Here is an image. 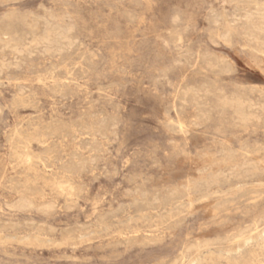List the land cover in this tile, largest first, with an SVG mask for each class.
Returning <instances> with one entry per match:
<instances>
[{"label":"rangeland","instance_id":"374dc122","mask_svg":"<svg viewBox=\"0 0 264 264\" xmlns=\"http://www.w3.org/2000/svg\"><path fill=\"white\" fill-rule=\"evenodd\" d=\"M263 11L0 0V264H264Z\"/></svg>","mask_w":264,"mask_h":264},{"label":"bare ground","instance_id":"6f19581e","mask_svg":"<svg viewBox=\"0 0 264 264\" xmlns=\"http://www.w3.org/2000/svg\"><path fill=\"white\" fill-rule=\"evenodd\" d=\"M256 13V12H255ZM253 14V13H252ZM10 15V14H9ZM52 15V14H51ZM246 15V14H245ZM255 15V14H254ZM257 15V14H256ZM260 17H262L263 18V20H264V11L263 12H261L260 14ZM250 16V15H249ZM252 16V15H251ZM258 17L259 16H257V19H258ZM55 19V18H54ZM63 19V18H62ZM246 19V18H245ZM253 20V19H252ZM46 22V21H45ZM235 22V21H234ZM250 22V21H249ZM31 23V22H30ZM16 24V23H15ZM26 24V26H27V24H28V22L27 23H25ZM45 24V23H44ZM48 24V23H47ZM55 24V23H54ZM60 24V23H59ZM250 24V23H249ZM253 24V23H252ZM251 24V25H252ZM263 24V23H262ZM18 25V24H17ZM52 25V24H51ZM63 25V24H62ZM46 26H49V25H46ZM54 26V25H53ZM57 26V25H56ZM70 26V25H69ZM253 26V25H252ZM255 26V25H254ZM256 26H257V24H256ZM23 27V26H22ZM29 27V26H28ZM59 27H61V25L59 26ZM65 27V26H64ZM68 27V26H67ZM26 28V27H25ZM37 28V27H36ZM35 28V29H36ZM257 28V27H256ZM255 28V29H256ZM22 29V28H21ZM21 29H20V31H21ZM51 29V28H50ZM66 29V28H65ZM71 29V28H70ZM73 29V28H72ZM230 29V28H229ZM228 29V30H229ZM44 30V29H43ZM43 30H42V32H43ZM52 30V29H51ZM54 31H56V29H53ZM62 30V29H61ZM256 30H258V28L256 29ZM45 31V30H44ZM65 31V30H64ZM217 31V30H216ZM260 31V30H259ZM41 32V33H42ZM61 32V31H60ZM63 32V31H62ZM65 32H67V31H65ZM64 32V33H65ZM228 32V31H227ZM55 33V32H54ZM229 33V32H228ZM58 34H59V32H58ZM214 34V33H213ZM263 34V33H262ZM47 35V32L45 33V37L43 38V39H45V42H47L48 40V38L46 39V36ZM52 35V34H51ZM264 35V34H263ZM53 36V35H52ZM61 36H62V34H61ZM48 37H49V34H48ZM55 37V36H54ZM32 39V38H31ZM39 39V38H38ZM179 39V38H178ZM30 40V39H29ZM52 40V39H51ZM58 40V39H57ZM16 41H17V33H16V31L13 29V28H9L7 31H5V32H0V42H2V43H4V44H9L10 42H13L14 43V46L16 45ZM31 41H33V40H31ZM53 41H54V39H53ZM57 42V41H56ZM50 43V42H49ZM32 44V43H31ZM26 45V44H25ZM4 47H5V45H4ZM77 47V46H76ZM2 48V47H1ZM20 49V48H19ZM29 49V48H28ZM249 49V48H248ZM13 50H14V48H13ZM21 50V49H20ZM27 50V49H26ZM66 50V49H65ZM15 51V50H14ZM77 51V50H76ZM260 53L262 54V55H264V51L263 50H260ZM261 56V55H260ZM261 58V57H260ZM1 61V60H0ZM3 62V61H2ZM225 62V61H224ZM259 63V62H258ZM256 64V63H255ZM258 65V64H257ZM1 66V65H0ZM217 67V66H216ZM1 68V67H0ZM59 81V80H58ZM75 82V81H74ZM54 83V82H53ZM62 83V82H61ZM67 84V83H66ZM63 85V84H62ZM79 87H81V86H79ZM60 88H62V87H60ZM65 88V87H64ZM67 88V87H66ZM201 88V87H200ZM204 88V87H203ZM205 89V88H204ZM218 89V88H217ZM178 90V89H177ZM186 90H190V89H186ZM181 91V90H180ZM185 91V90H184ZM192 91H194V90H192ZM207 90H205V92H206ZM216 91V90H215ZM188 92V91H187ZM190 92V91H189ZM199 92V91H198ZM204 93V92H203ZM202 93V94H203ZM180 94H182V93H180ZM192 94H195L194 92L192 93ZM216 94V93H215ZM182 96L184 97V95L182 94ZM182 97V98H183ZM224 97V96H223ZM232 97V96H231ZM235 97V96H234ZM237 97V96H236ZM197 98H199V97H197ZM233 98V97H232ZM224 99V98H223ZM226 99H228L229 101H227V102H230L231 100V98L229 99V98H226ZM238 100H239V97L237 98ZM236 98L234 99V100H236V101H233L234 102V105H235V102H238V104H237V108H236V110H237V112L239 113V119H240V117H241V122H242V118H244V117H246V120H247V116H249L248 114H245V113H247V112H244V110H243V107L241 106V101H238ZM242 98H240V100H241ZM179 100H181V99H179ZM218 100V99H217ZM220 100V99H219ZM218 100V101H219ZM225 100V99H224ZM201 101V100H200ZM183 102V101H182ZM220 102H222V100L220 101ZM241 104H240V103ZM250 102V101H249ZM19 103H21V102H19ZM247 103V102H246ZM251 103V102H250ZM243 104H244V102H243ZM242 104V105H243ZM248 104V103H247ZM221 105V104H220ZM222 105H223V103H222ZM252 105H253V103H252ZM255 105V104H254ZM253 105V106H254ZM223 106H226V103H225V105H223ZM230 106V105H229ZM249 106V105H248ZM232 107V106H231ZM235 107V106H234ZM250 107H251V105H250ZM255 107V106H254ZM230 108V107H229ZM259 108V107H258ZM232 109H234V108H232ZM248 109H249V107H248ZM255 110V109H254ZM257 111V110H256ZM262 111V110H261ZM253 113V112H252ZM255 113V112H254ZM253 113V114H254ZM98 114V113H97ZM236 114V113H235ZM256 114V113H255ZM263 114V113H262ZM49 115V114H48ZM245 115H247V116H245ZM250 115H252L251 114V112H250ZM236 116L238 117V115L236 114ZM235 116V117H236ZM253 116V115H252ZM251 116V117H252ZM256 116H258V115H256ZM62 117V116H61ZM102 117V116H101ZM234 117V118H235ZM253 119H254V117H252ZM257 119V118H256ZM259 119V118H258ZM236 120V119H235ZM248 120H250V119H248ZM248 120L246 121V122H248ZM243 121H245V120H243ZM254 121H257V120H254ZM91 122V121H90ZM102 122V121H101ZM194 122V121H193ZM234 122V121H233ZM238 122V121H237ZM38 123V122H37ZM89 123V122H88ZM92 123V122H91ZM179 123V122H178ZM182 123V122H181ZM235 124H236V122H234ZM239 123H240V120H239ZM31 124V123H30ZM36 124V123H35ZM245 124V123H244ZM248 124H250V122H248ZM252 124V123H251ZM258 124V123H257ZM37 125V124H36ZM90 126H91V124H89ZM96 125V124H95ZM180 125V124H179ZM237 125V124H236ZM241 125H242V123H241ZM62 126V125H61ZM60 126V127H61ZM244 126V125H243ZM242 126V127H243ZM251 126V125H250ZM41 127V126H40ZM64 127V126H63ZM87 127H89L88 125H87ZM87 127H86V129H87ZM92 127V126H91ZM181 127V126H180ZM245 127V126H244ZM25 128V127H24ZM32 129H33V127H31ZM35 128V127H34ZM246 128H247V125H246ZM17 129V128H16ZM35 130V129H34ZM36 130H37V128H36ZM42 130V129H41ZM49 130V129H48ZM88 130H89V128H88ZM92 130V129H91ZM184 130V129H183ZM40 131V130H39ZM52 131V130H51ZM20 132V131H19ZM18 132V133H19ZM94 132V131H93ZM12 133H14V132H12ZM11 133V134H12ZM17 133V132H16ZM21 133V132H20ZM28 133H30V132H28ZM32 133V132H31ZM35 133V132H34ZM39 133H41V132H39ZM48 133V132H47ZM23 134V133H22ZM21 134V135H22ZM33 134V133H32ZM16 135V134H15ZM19 135V134H18ZM17 135V136H18ZM20 135V136H21ZM27 135H29V134H27ZM41 135H43V134H41ZM23 136V135H22ZM34 136H36V135H34ZM44 136V135H43ZM29 137H30V135H29ZM38 137V136H37ZM42 137V136H41ZM26 138H28V137H26ZM25 138V139H26ZM31 138V137H30ZM29 138V139H30ZM49 138V137H48ZM41 139H43V138H41ZM75 139V138H74ZM44 140V139H43ZM46 140V139H45ZM49 140V139H48ZM50 140H51V137H50ZM17 141V140H16ZM21 141V140H20ZM19 142V141H18ZM44 142H46V141H44ZM48 142V141H47ZM63 143V142H62ZM18 144V143H17ZM16 144V145H17ZM29 144H30V141H29ZM45 144V143H44ZM47 144V143H46ZM20 145V144H19ZM21 145H23L24 146V144H21ZM255 145V144H254ZM42 146V145H41ZM47 146H49V145H47ZM229 146V145H228ZM221 147V146H220ZM230 147V146H229ZM241 147V146H240ZM239 147V148H240ZM17 148V147H16ZM23 148H25V147H23ZM30 148V147H29ZM242 148V147H241ZM230 149V148H229ZM238 149V148H237ZM243 149V148H242ZM20 150H21V148H20ZM81 150V149H80ZM224 150V149H223ZM222 150V151H223ZM241 150V149H240ZM19 151V150H18ZM31 151V150H30ZM30 151H28V149H27V147H26V149L25 150H22V151H19V152H21V154H22V158H23V160H26V163L29 165V163L31 162H27V161H29V160H31V154L33 153V152H31V154H30ZM233 151V150H232ZM16 152V151H15ZM18 152V155H20L21 156V154ZM92 152V151H91ZM227 153H229V152H227ZM235 153H236V151H235ZM255 153H257L256 151H255ZM43 153H41L40 155H42ZM46 154H47V152H46ZM246 154V153H245ZM262 154H264V153H262ZM34 155V154H33ZM44 155V154H43ZM57 155V154H56ZM92 155V154H91ZM208 155V154H207ZM211 155V154H210ZM225 155V154H224ZM251 154H249V156H250ZM253 155V154H252ZM34 156H36L37 157V154H35ZM39 157V156H38ZM47 157V156H46ZM207 157V156H206ZM209 157V156H208ZM230 157V156H229ZM18 158H20V157H18ZM48 158V157H47ZM58 158H60L59 156H58ZM90 158V157H89ZM250 158V157H249ZM35 159V158H34ZM37 159V158H36ZM35 159V160H36ZM39 159L40 158H38V161H39ZM49 159H51L50 157H49ZM55 159H57V158H55ZM76 159V158H75ZM206 159V158H205ZM208 159H210V158H208ZM223 159V158H222ZM228 159V158H227ZM234 159H236V157L234 158ZM248 159V157L246 158V160ZM262 159H263V157H262ZM32 160H33V158H32ZM79 160V159H78ZM213 160H214V158H213ZM218 160V159H217ZM216 160V161H217ZM229 160H230V158L228 159V161L227 162H229ZM264 160V159H263ZM37 161V162H38ZM49 160L47 159V162H48ZM64 161V160H63ZM210 161H212V159H210ZM222 161V160H221ZM237 161V160H236ZM236 161H235V164L237 165V163H239V162H241L240 160H238V162L236 163ZM243 161V160H242ZM35 162V161H34ZM213 162H215V160L213 161ZM233 162V164H234V160L232 161ZM245 162H247V161H245ZM253 162V161H252ZM7 163V162H6ZM17 163V162H16ZM22 163V162H21ZM33 163V162H32ZM32 163H30V164H32ZM75 163V162H74ZM210 163V162H209ZM212 163V162H211ZM216 163V162H215ZM222 163V162H221ZM243 163V162H242ZM248 163V162H247ZM251 163V162H250ZM18 164V163H17ZM43 164V163H42ZM91 164V163H90ZM213 164V163H212ZM217 165L219 164V165H223V164H220V163H216ZM216 164H213L214 165V167H215V165ZM229 164H230V162H229ZM233 164L231 163V165L233 166ZM249 164V163H248ZM32 165H34V164H32ZM30 166L31 167V169L33 168V166ZM216 165V166H217ZM247 165V164H246ZM253 165H256L255 163L253 164ZM207 166V165H206ZM229 166V165H228ZM43 167H45V166H43ZM220 167V166H219ZM231 167V166H230ZM239 167V166H238ZM237 167V168H238ZM245 167H247V166H245ZM255 167V166H254ZM253 167V168H254ZM260 167V166H259ZM28 168V167H27ZM229 168V167H228ZM231 168H233V167H231ZM30 168H29V170H31ZM230 169V168H229ZM243 169V168H242ZM241 169V170H242ZM246 169H250V168H246ZM255 169L256 170H258L256 167H255ZM254 169V170H255ZM33 171H34V169H32ZM59 171H61L60 169H58ZM211 170V169H210ZM209 169H208V171H210ZM231 170V169H230ZM229 170V171H230ZM243 170H245V169H243ZM254 170H251V172L252 171H254ZM262 170V169H261ZM5 171V170H4ZM38 171V170H37ZM45 171V170H44ZM53 171V170H52ZM72 171V170H71ZM247 171V170H246ZM245 171V172H246ZM218 172V171H217ZM220 172H222V171H220ZM34 173H35V171H34ZM41 173H43V172H41ZM225 173V172H224ZM55 174H57V173H55ZM62 174H63V171H62ZM61 174V175H62ZM67 174V173H66ZM70 174V173H69ZM218 174H222V173H218ZM231 174V173H230ZM33 175V174H32ZM200 175V174H199ZM201 175H203V173L201 174ZM204 175H205V173H204ZM239 175V174H238ZM39 176V175H38ZM42 176V175H41ZM44 176H45V174H44ZM53 176H55V175H53ZM216 176H218V175H216ZM228 176V175H227ZM33 177V176H32ZM46 178H48V176H45ZM225 177V176H224ZM262 177V176H261ZM6 178V177H5ZM38 178V177H37ZM50 178V177H49ZM195 178H197V177H195ZM194 178V179H195ZM210 178V177H209ZM222 178H223V176H222ZM227 178V177H226ZM241 178V177H240ZM44 179V178H43ZM54 180H55V177L53 178ZM57 179V178H56ZM190 179V178H189ZM199 179H200V176H199ZM205 179V178H204ZM207 179H208V177H207ZM51 178H50V182H51ZM193 180V179H192ZM213 180V179H212ZM250 180V179H249ZM257 180V179H256ZM43 181H45V180H43ZM48 181V180H47ZM57 181V180H56ZM201 181V180H200ZM187 182V181H186ZM189 182V181H188ZM199 182V181H198ZM260 182H262V181H260ZM52 183H53V181H52ZM54 184V183H53ZM52 184V185H53ZM179 184V183H178ZM182 184V183H181ZM184 184H185V182H184ZM192 184L193 183H188V185L189 186H187V187H191L192 186ZM31 185V184H30ZM57 186H58V184H57ZM68 186V185H67ZM70 186V185H69ZM139 186V185H138ZM176 186V185H175ZM185 186V185H184ZM172 187V186H171ZM178 187V186H177ZM39 188V187H38ZM69 188V187H68ZM183 188H186V187H183ZM171 189H173V187L171 188ZM189 189V188H188ZM34 190V189H33ZM61 190V189H60ZM67 190V189H66ZM73 190V189H72ZM173 190H175V187H174V189ZM182 190V189H181ZM220 191V190H219ZM136 192V191H135ZM142 192H143V190H142ZM166 192V191H165ZM172 192H174V191H172ZM176 192H178V191H176ZM187 192V191H186ZM233 192V191H232ZM231 192V193H232ZM163 193V192H162ZM168 193V192H167ZM170 193V192H169ZM206 193H208V192H206ZM210 193V192H209ZM230 193V194H231ZM19 194V193H18ZM250 195H251V193H249ZM27 195V194H26ZM139 195V194H138ZM153 195H155V194H153ZM161 195V194H160ZM254 195H255V193H254ZM142 196H145V193H144V195H142ZM260 196V195H259ZM139 197V196H138ZM147 197V196H146ZM152 197H154V196H152ZM156 197V196H155ZM24 198V197H23ZM31 198V197H30ZM145 198V197H144ZM254 198H256V197H254ZM9 199V198H8ZM34 199V198H33ZM141 199V198H140ZM152 199V198H151ZM154 199V198H153ZM25 200H27L28 201V199H25ZM44 200V199H43ZM155 200V199H154ZM157 200V199H156ZM22 201V200H21ZM21 201H20V203H21ZM138 201V200H137ZM141 202H142V199H141ZM189 202V201H188ZM209 202V201H208ZM14 203V202H13ZM29 203V202H28ZM133 203V202H132ZM174 204V203H173ZM231 204V203H230ZM18 205H20V204H18ZM23 205V204H22ZM66 205V204H65ZM146 205H147V203H146ZM176 205V204H175ZM189 205H190V202H189ZM208 205V204H207ZM21 206V205H20ZM20 206H18V207H20ZM24 206H25V202H24ZM28 206H30V205H28ZM27 206V207H28ZM32 206V205H31ZM37 206H39V205H37ZM45 206H46V204H45ZM54 206V205H53ZM6 207V206H5ZM26 207V206H25ZM25 207H23L24 209H25ZM46 207H49V206H46ZM50 207H51V205H50ZM21 208V207H20ZM23 208H21V209H23ZM38 208V207H37ZM29 209V208H28ZM213 210H215L214 208H213ZM188 211H190V210H188ZM262 212V211H261ZM180 214V213H179ZM213 214V213H212ZM261 214V213H260ZM138 218V217H137ZM171 219V218H170ZM44 222V221H43ZM251 222H252V220H251ZM218 223V222H217ZM246 223V222H245ZM171 224V223H170ZM231 224V223H230ZM251 224V223H250ZM49 225V224H48ZM237 225V224H236ZM235 224H234V226H236ZM227 226V225H226ZM249 226V225H248ZM39 227V226H38ZM231 229V228H230ZM240 230V229H239ZM244 230V229H243ZM242 231V230H241ZM239 232V231H238ZM26 233V232H25ZM137 233H138V231H137ZM145 233V232H144ZM143 233V234H144ZM130 234V233H129ZM155 234V233H154ZM21 235V234H20ZM36 235V234H35ZM123 235H124V233H123ZM145 235V234H144ZM147 235V234H146ZM156 235V234H155ZM258 235L259 236H262V235H264V225L262 226V227H260L259 229H258ZM122 236V235H121ZM163 236V235H162ZM127 237H128V235H127ZM130 237V236H129ZM121 238V237H120ZM253 238V236H248L247 234H245V233H240V234H236V235H233L232 237H231V239H230V241H229V243H228V246H230V247H239V245H240V243L242 242V243H245V242H247L248 240H250V239H252ZM127 240V239H126ZM136 240H138V239H136ZM118 241V240H117ZM136 242V241H135ZM122 243V242H121ZM202 243V242H201ZM127 244V243H126ZM190 247V246H189ZM187 248V246H185V249ZM237 249V248H236ZM186 250H188V249H186ZM194 254V253H193ZM180 260H181V262H180V264H195L196 263V257L195 256H193V255H191V256H189L188 258H183V257H181L180 258ZM152 263V262H151Z\"/></svg>","mask_w":264,"mask_h":264}]
</instances>
